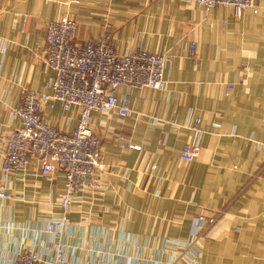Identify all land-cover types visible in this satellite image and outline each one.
<instances>
[{
	"label": "crops",
	"instance_id": "0c3cea01",
	"mask_svg": "<svg viewBox=\"0 0 264 264\" xmlns=\"http://www.w3.org/2000/svg\"><path fill=\"white\" fill-rule=\"evenodd\" d=\"M62 16L77 21L79 41L110 27L120 54L141 43L166 55L167 85L119 87L128 116L93 112L102 189L79 191L58 239L36 232L61 214L64 178L50 181L34 165L6 179L13 198L0 208V264L16 244L44 252L52 242L63 243L72 264H158L166 241H186L198 215L216 214L204 264H264V10L238 18L198 0H0V168L20 125L16 105L27 91L51 92L46 25ZM43 113L62 131L78 122V110L59 102ZM186 142L201 145L192 162L181 159Z\"/></svg>",
	"mask_w": 264,
	"mask_h": 264
},
{
	"label": "built area",
	"instance_id": "2783aa9c",
	"mask_svg": "<svg viewBox=\"0 0 264 264\" xmlns=\"http://www.w3.org/2000/svg\"><path fill=\"white\" fill-rule=\"evenodd\" d=\"M198 3L205 11L229 6L238 18L247 9L253 14L264 10L259 0H198ZM77 31L78 23L71 16L47 23L43 61L54 71L51 92L25 93L15 107L20 125L8 134L3 152L0 208L13 198L6 179L12 174L24 176L28 167L37 165L40 175L50 181L57 177L65 180V190L59 196L61 214L46 221L36 232V238L42 233L57 239L61 237L79 191L102 189L103 142L91 125L93 112L116 111L128 116L129 106L119 104L117 99L119 87L161 90L167 85L166 55L150 52L141 43L120 54L109 27L85 42L77 40ZM57 102L67 111L78 110V122L72 132L62 131L44 116V107L54 108ZM192 128L199 136L205 133L200 118L195 119ZM200 152L199 142H186L181 159L192 162ZM214 221L213 216L198 215L193 222L192 236L201 235ZM58 243L45 246L44 252L16 244L12 256L4 260L5 264H72L67 249Z\"/></svg>",
	"mask_w": 264,
	"mask_h": 264
},
{
	"label": "rangeland",
	"instance_id": "374dc122",
	"mask_svg": "<svg viewBox=\"0 0 264 264\" xmlns=\"http://www.w3.org/2000/svg\"><path fill=\"white\" fill-rule=\"evenodd\" d=\"M109 29L114 36V31L110 27ZM105 30H102L100 33L104 32ZM114 43H115V37H114ZM211 216L215 218V221L212 224H209L201 235L189 236L186 241H182V242L180 240L179 242L177 240L166 241L163 244V248L165 249L163 250V258H161V260H158V264H204L202 259L204 239L208 231H210V229H212L215 226V224L217 223V219H219L217 214ZM58 246L62 248L64 247L63 243H58ZM166 251H168L169 253H167ZM177 251L179 252L177 255L174 254L175 255L174 259L173 258L166 259V256L168 254L172 255L171 257H173V252H177ZM148 259L150 258L145 259V261L146 260L148 261ZM147 263L148 262H145V264Z\"/></svg>",
	"mask_w": 264,
	"mask_h": 264
}]
</instances>
